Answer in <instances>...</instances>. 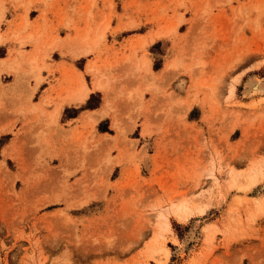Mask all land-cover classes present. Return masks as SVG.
Instances as JSON below:
<instances>
[{
  "label": "rangeland",
  "instance_id": "374dc122",
  "mask_svg": "<svg viewBox=\"0 0 264 264\" xmlns=\"http://www.w3.org/2000/svg\"><path fill=\"white\" fill-rule=\"evenodd\" d=\"M0 16L37 86L85 64L113 132H62L25 63L1 72L33 85L0 100V264H264V0H0ZM22 110L53 128L13 133Z\"/></svg>",
  "mask_w": 264,
  "mask_h": 264
},
{
  "label": "crops",
  "instance_id": "0c3cea01",
  "mask_svg": "<svg viewBox=\"0 0 264 264\" xmlns=\"http://www.w3.org/2000/svg\"><path fill=\"white\" fill-rule=\"evenodd\" d=\"M6 11H5V18L9 19L8 16V8L9 6L12 7L10 4H5ZM12 15V13H11ZM10 15V16H11ZM1 29V28H0ZM3 30V29H1ZM17 45L12 44L10 42H6L4 39V42L0 43V49L2 55H0V66H3L7 62H9L11 59L17 57L16 51H12ZM30 47L25 48V52L27 53H21L22 58H29ZM91 58V57H90ZM78 58L75 60H72V67H73V74H69L67 71L62 70L60 74L54 75L55 77H58L55 81L53 80H47L41 82L35 90L31 92V94H27L28 100L32 105H36L37 108H42L44 110L45 114V120H49L50 122H56L58 126L61 127L62 132L64 133H75V134H84V133H90L92 134V137L95 135L101 136L102 134H106L108 136H112L113 132H108L107 130H100L98 129L99 124L104 119H110L111 115H97L100 114V111L105 108V93L102 91H99L98 88H95L93 86V83H91L92 80L89 82L86 80L85 74H88L84 71L85 64L83 68H80L77 66ZM27 66V65H26ZM39 66V64H38ZM24 68V66H23ZM27 68V69H26ZM26 73L30 76L33 74H30L28 72V66L26 67ZM5 70V69H3ZM0 71L1 72L3 71ZM9 73H12L11 71L5 70ZM22 71V68H21ZM153 71H157L156 69ZM4 73V72H2ZM21 73V72H20ZM246 73L244 71L242 75ZM14 74V73H12ZM16 75V74H15ZM15 81H12V84H15ZM10 80L6 81L7 84ZM91 83V84H90ZM17 84V83H16ZM21 85V86H20ZM33 83L30 81L26 85L25 82H18L16 86H8V85H2L0 86V100L13 103H18L20 99L16 97L15 93L16 91L21 87L23 89V93H30V89ZM84 86V88L87 89V94L84 98L78 99L77 94L78 90ZM172 87V86H171ZM13 88V92L9 93L8 91H11ZM93 96H96L97 99L95 102L90 101V98ZM148 94L145 93L144 97L147 98ZM112 97V95H111ZM78 100V101H77ZM29 105L28 108H31ZM15 107V106H13ZM17 108V107H16ZM57 109V111H55ZM198 109L197 106L192 105L187 109L186 111V119L188 122L194 121L198 122L200 112H197V114L193 115V112H195ZM105 110V109H104ZM38 113L36 112H30V111H21L18 113H14L12 111V119L13 121V128L12 132H21L29 133L30 130L34 129L35 127H41L39 123L35 124L36 115ZM192 114V116H190ZM54 115V116H53ZM95 118V119H94ZM40 119V117L38 118ZM199 125L204 129V125ZM106 128L109 130H112L109 125V121L106 122ZM21 128V132L19 131ZM43 129L45 128H53L51 124L42 126ZM6 132L3 129H0V135L5 134Z\"/></svg>",
  "mask_w": 264,
  "mask_h": 264
},
{
  "label": "bare ground",
  "instance_id": "6f19581e",
  "mask_svg": "<svg viewBox=\"0 0 264 264\" xmlns=\"http://www.w3.org/2000/svg\"><path fill=\"white\" fill-rule=\"evenodd\" d=\"M1 17V16H0ZM31 34V33H30ZM25 35V34H24ZM38 36V35H37ZM13 37L16 39V41L18 42V43H24V42H30V41H32V40H34V39H36L35 37H32L31 35H29V33H27V35H25V36H21L20 34H18V33H14L13 34ZM4 39H5V37L0 33V43L1 42H4ZM15 41V42H16ZM14 42V43H15ZM17 48V47H16ZM50 48H53V47H50ZM77 53H76V55H83V54H85V53H87V51L89 50V49H86L85 48V46L84 47H81L80 49L79 48H77ZM90 51V50H89ZM45 55H46V53H44ZM44 56V55H43ZM39 57H37L36 55H35V57H29V58H22V55L20 54V51H18V53H17V57L16 58H13V59H11L9 62H7L6 64H4L3 66H0V71L1 70H3V69H5V70H8V71H11L12 73H14V74H16V75H19L20 73V70L18 71V69H19V67H20V65L22 64V63H25L29 68H28V71L31 73V74H33V76L34 77H36L35 78V80H36V85L39 83V81H40V77H39V66H38V62H39ZM0 62H2V61H0ZM143 65V64H142ZM145 66H143V68H144ZM146 68L149 70V63L148 62H146ZM35 74V75H34ZM98 78V77H97ZM93 86L95 87V88H101L102 87V85L100 84V82H99V80L98 79H96L95 80V82L93 83ZM249 91L250 90H258V89H260L261 88V84L259 83V82H257V81H255V80H252V81H250V83H249ZM141 93V92H140ZM86 94H87V89L86 88H84V86H82L79 90H78V94H77V98L80 100V99H82V98H84L85 96H86ZM125 95V94H124ZM140 95V94H139ZM133 97H134V95H133ZM78 101V100H77ZM57 109L58 108H56V110L55 111H57ZM104 113H105V110H102L101 112H100V116H103L104 115ZM54 116V115H53ZM115 122V121H114ZM116 127V126H115ZM187 210H188V206H187V204L184 202V201H182V202H180V203H178V204H176V205H172L169 209H168V211L167 212H170V213H173V214H175V215H177L176 217H181V219H183L184 218V216H185V214H187ZM189 211V210H188ZM167 212L166 213H163V214H161V218L166 222V219H167ZM178 219H180V218H178ZM168 226H169V224H168ZM196 236V234H195V232L193 231H191V233H190V239H192V238H194ZM187 244V243H186ZM185 244V245H186ZM184 249V247L181 249V250H183ZM165 250V249H164ZM164 253H165V255H166V253H168V250H166V251H164Z\"/></svg>",
  "mask_w": 264,
  "mask_h": 264
}]
</instances>
